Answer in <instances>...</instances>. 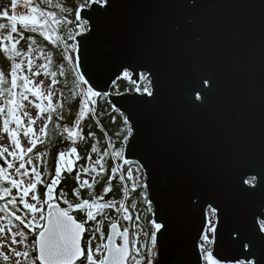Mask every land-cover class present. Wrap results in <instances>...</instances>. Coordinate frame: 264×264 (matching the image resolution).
Returning <instances> with one entry per match:
<instances>
[{"label": "water", "instance_id": "95a60500", "mask_svg": "<svg viewBox=\"0 0 264 264\" xmlns=\"http://www.w3.org/2000/svg\"><path fill=\"white\" fill-rule=\"evenodd\" d=\"M93 9H83L93 28L78 30L75 54L133 127L124 156L143 165L151 220L166 225L153 264H204L198 245L210 203L220 206L218 258L252 259L228 242L233 231L264 254V187L240 184L241 171L264 161V0H112L102 16ZM124 68L150 72L154 97L112 93ZM201 76L214 84L198 104L192 89Z\"/></svg>", "mask_w": 264, "mask_h": 264}, {"label": "snow or ice", "instance_id": "6c2138e0", "mask_svg": "<svg viewBox=\"0 0 264 264\" xmlns=\"http://www.w3.org/2000/svg\"><path fill=\"white\" fill-rule=\"evenodd\" d=\"M22 4L25 9L23 14H17L16 12L18 0H10V8L7 5L0 6V19L7 21V23H0V54L10 62V68L7 73H5L3 68H0V118H2L0 134L6 133L13 146L10 150L7 146L0 143V160H3V164H0V200L8 198L6 203L0 204V211L6 213V217H0V220L11 217L19 221L23 229H28L32 232L33 239L30 243L25 244L23 250H18L14 245L24 243L28 239L26 231L18 226L17 231L12 232L11 227H8L7 231L11 233V242L6 243L3 239L5 226L0 225V249L7 247L9 250L7 254L5 251L0 250V259L6 264H127L129 259H132L134 264H141L142 260L146 261V264H153L154 258L157 256V234L161 233L162 230H166L165 223L157 222L156 219L150 221L152 226L150 233L151 246L144 245L147 248L146 254L141 253L140 248L137 247L135 249L136 256L134 257L130 249L132 241L130 240L129 228L123 227L121 230L116 220L106 217L109 220L110 231L105 237L100 227L104 221L97 220V216L108 209L122 212L124 220L132 218L124 200L117 202L116 200L105 201L104 199L112 191V181L121 167L119 164L110 169L112 175L108 176L107 186L103 188L102 195L96 196L93 191L88 193L89 198H84L81 195V189H93L97 183V177H102L107 171L104 163V157L109 155L107 150L100 154V149L96 143L91 145L90 152L86 157H81L75 146L70 147L67 151L60 150L55 161L54 175L47 168L45 169L50 180L48 183H45L42 179L44 173H41L33 163V158L29 154L33 153L38 143H45L46 139L50 140L51 133L48 131V126L53 121L54 112L58 120L63 119L59 112L56 111L57 108H62L63 104L62 99L57 101L55 105L52 103L54 93L51 89L60 83L56 79L57 72L49 71L53 63L52 56L34 48L33 45L37 44L36 37L33 35L26 37L25 32L37 34L43 38V41H47L51 45L59 46L64 44V59L72 62V71L76 77L73 81V99L76 97L80 98L79 108L73 126L64 125L61 128L60 124L56 123L53 129L55 133L60 135L67 133L65 139L71 141L72 145H75L77 140H85L86 137L83 135L81 122L89 114L96 117L97 98L106 96L108 93L97 91L95 86L90 83L89 78H86V74L81 71L82 64L79 55L69 56L66 54L69 45L65 42L64 36L61 35V30L62 26L73 23L64 15V13L73 12V9L64 6L60 0H22ZM41 5H47L48 7L45 8ZM93 6H99V8L93 9ZM111 6L112 0H83V3L78 4L74 10L76 27L80 30L78 34L83 35L85 32H90L93 28V25L89 23L91 17L88 19L82 18L83 9H93V11L98 12L102 16ZM192 6L195 7V4ZM49 9H58L59 12ZM5 29H7L6 34L3 31ZM66 35L68 39L75 40L71 29H67ZM22 41H25L26 48L21 45ZM79 48V43L71 45V49L74 52H79ZM37 51H40L45 63L36 65V70L33 71V55ZM41 70H43V75L46 77L49 75L52 77L47 94L42 91L43 81L37 84L34 79L41 75ZM134 72L139 80L144 82L142 85L137 84V81L133 79ZM59 75H65L63 67L59 69ZM150 76V72H136L134 68H124L121 73L122 79L131 80L136 85L135 91L137 93L147 97H154V81ZM213 84L214 81L210 78L201 76L199 84L192 89V101L203 104L207 99V92L212 88ZM81 85H86L87 87L80 91H75L76 89H81ZM29 95L35 97V100H30ZM60 95L63 98V93ZM45 99L48 101L47 107L42 102H36L37 100L43 101ZM25 102L32 104L39 110L37 119L43 113H47L44 126L39 129L41 136L35 135L33 129L35 119L30 117L29 113L24 110L26 108ZM22 110H24L23 117H28L26 127L20 114ZM114 110L119 111V109ZM120 115L123 117V124L126 126V129H122V131L126 130L127 134L123 136L124 143L121 148L111 153V155L122 159L124 164H131L132 161L125 158L124 152L127 147V141L133 135V127L128 116L124 115L123 112ZM112 119L115 122V118L113 117ZM12 124L15 127H10ZM96 124L98 127H103L99 123L98 118H96ZM22 128L23 135L29 138V144L31 145L26 149L22 147L19 139V133ZM88 136L95 137V133L89 132ZM105 136L107 138V133H105ZM92 153L97 154L95 161L92 160ZM44 155H47V153H35L37 160H40ZM8 157H12V160H9ZM26 157H28L27 160L25 159ZM81 159H86L89 162L87 165L81 166V172L93 173L92 181L84 180L81 183L80 172H77L75 179L78 187H74L71 190L72 199H69V194L63 190L56 194L55 190L61 182L62 174L65 172L72 173L75 168V161ZM17 160L19 161L18 167L14 163ZM26 164L31 165V168H26ZM140 167H143V165H140ZM12 169H14L15 176L10 172ZM137 171H139V168ZM127 177L129 180L133 178L131 169H128ZM245 177L247 178L245 179ZM123 179L124 176L121 175L120 180ZM240 184L241 186H248L247 189H244L246 191H254L258 187H264V161H261L258 167L249 165L241 171ZM38 185H44L45 187L43 198L37 191ZM139 187L146 188L147 184L133 183L132 190L135 191ZM13 190H15V194H13ZM123 191L125 195H128L127 189ZM30 193L31 200L34 203L29 202L27 199ZM144 195L146 198L147 194L145 193ZM57 201H62L65 206L62 207L61 203ZM152 203L151 200H147L149 212L154 211ZM18 204L23 206L22 210H26L23 216L17 215L16 211L9 209V205L16 209ZM117 204L119 205L118 207ZM132 207H135V204ZM208 208L210 215L207 219V226L200 237L201 242L198 245L205 264H264V254L257 256L254 250V242L249 240L245 243L240 240L238 231H233L230 234L228 242L233 244L240 243L242 248L248 250L246 256L252 257V259L218 258L214 254L215 248L225 243L218 228L220 206L219 204L210 203ZM74 213H83L84 215L78 219ZM136 219H139V217L137 216ZM94 220L97 221V226L94 229L86 227L89 221ZM11 223L12 220L9 219V225ZM260 230L264 231V223H261ZM85 233H89L86 247L84 241ZM97 233L100 235V241L93 248ZM17 237L21 239L17 240ZM117 237L120 238L121 242H117ZM259 240L264 242V236H260Z\"/></svg>", "mask_w": 264, "mask_h": 264}, {"label": "trees", "instance_id": "16d2710c", "mask_svg": "<svg viewBox=\"0 0 264 264\" xmlns=\"http://www.w3.org/2000/svg\"><path fill=\"white\" fill-rule=\"evenodd\" d=\"M21 0H18V2ZM62 4L66 6L67 8L73 9V12L64 13V15L67 16L68 20L73 21V23L67 24L66 26H62L61 35L64 36V40L69 45L66 54L69 56H76V52H74L71 49V45L75 43L74 40H70L67 38L66 31L67 29L72 30V35H75V33L78 31V28L76 27V21H75V15L74 10L78 4L83 3V0H61ZM7 5L10 8V0H0V6ZM43 7L47 8V5H42ZM53 11L59 12L58 9H49ZM0 23H7L6 20L0 19ZM33 35L37 39V47L43 51L46 55H51L53 58V63L50 67L51 71L57 72L56 79L60 81L59 84H57L60 89L61 93H63V107L57 108V112H59L60 116L63 117V119H57L56 113H53V121L48 126V131L51 133L50 140L46 139L45 143H38L36 148L33 150V153H30L29 155L35 156L36 152L40 153H47V155H44L41 157V173H44L42 176V179L45 181V183L50 182L49 177L47 173L45 172V169L47 168L48 171H50L54 175V168H55V161L57 158V153L60 150L67 151L70 147L75 146L77 147L78 153L81 157H86L87 154L90 152L91 145L93 143L97 144V147L100 149V154H103L104 150H107L109 155L104 157V163L107 171L105 174H103L102 177H97V183L95 184L93 189H87L83 188L81 189V195L84 198H89L88 193L90 191H93L96 196H100L103 194V188L107 186L108 176L112 175L110 172V169L115 165V162H117L121 167V171L117 172L114 176V179L112 181V191L108 193L104 199L107 200H116L119 202L120 200H124L125 205L129 208V212L131 215V219L127 222V227L133 232V238L132 245L140 248L141 253L146 254V247L144 245L147 243L148 239L150 238V230L152 229L151 226V212L148 211V205L145 206L143 202H140V210H142V225L141 226H135L134 222L136 220V217L138 216L137 212V202L138 199H140L142 196L145 197L144 193V187H139L136 189V197L133 199V195L131 194V189L133 183H136L133 179L129 180L127 177V171L129 169V164H124L122 159L114 158L111 153L118 151L123 141V136L127 134L126 130L122 131V129H126V126L123 124V117L120 115L118 111H115L114 108L111 106V104L108 102L107 96H101L97 98V105H96V117H93L91 114H89L84 121L81 122V128L83 129V135L86 137L85 140L80 141L77 140V143L75 145H72L71 141L65 139V136L57 134L53 131L54 126L56 123H59L60 126L68 125L69 127L73 126V122L75 120L76 113L78 112L79 108V97H76L73 99V81L76 79L75 73L72 71V62L69 60L64 59L65 54V47L64 44H60L59 46L51 45L47 41H43L42 37H39L37 34L28 33L25 32V36ZM21 45L23 48H26L25 41L21 42ZM40 52V51H39ZM43 61L45 63V60L43 58ZM63 67L65 71L64 76L59 75V69ZM0 68H3L5 70V73L8 72L10 68V62L3 57L2 54H0ZM144 82L140 81L138 84L142 85ZM136 85L133 84L130 80L122 79L121 77L114 82V84L111 86V92L120 94L126 91H134ZM82 89H76L75 91H80ZM37 103H43L45 107L47 105L43 101H36ZM56 104V103H55ZM53 104V105H55ZM46 113V112H45ZM47 117L44 118V120ZM115 118V122H113L112 118ZM96 118L99 119V123L103 126L98 127L96 124ZM44 126V121L42 123V126ZM11 127V125H10ZM34 132L36 136H41L40 133H38L34 126H33ZM93 132L95 133V137H89L88 133ZM105 133H107V138L105 136ZM119 133V135H117ZM31 146V145H30ZM29 146V147H30ZM95 155V159L97 158L96 153H92L91 155ZM26 160L28 157L25 158ZM43 161V162H42ZM89 162L86 159H81L78 161H75V168L72 173H63L61 182L57 186L55 193L58 194L59 191L63 190L65 193L69 194L68 198L72 199L71 196V190L74 187H78L77 181L75 179L76 173L81 172V166L87 165ZM0 164H3V160H0ZM6 166V165H5ZM92 176L93 173H89ZM123 175L124 179L120 180V176ZM143 175L140 173V178L138 179V182L140 185H143ZM80 182L83 181L80 179ZM124 189L128 190V195L124 194ZM37 191L39 194H41V198H43V192L45 191L44 185H38ZM13 194H15V190H13ZM8 198L5 200H0V203L6 202ZM61 203V206L63 205L62 201H57ZM135 202V207H132V205ZM119 205H117L118 207ZM20 209H23V206L20 205ZM112 209L105 210L109 211ZM26 211V210H24ZM74 215H77L78 219L83 217V213H74ZM107 222L109 223V220L107 219ZM144 230L141 235L142 238L140 242L137 240V234L138 231ZM88 238V234L85 238V247H86V240ZM33 239V238H32ZM32 239H29L31 242ZM137 243V244H136ZM133 254L136 256V252L134 250ZM2 264V263H0Z\"/></svg>", "mask_w": 264, "mask_h": 264}, {"label": "rangeland", "instance_id": "374dc122", "mask_svg": "<svg viewBox=\"0 0 264 264\" xmlns=\"http://www.w3.org/2000/svg\"><path fill=\"white\" fill-rule=\"evenodd\" d=\"M41 6H42V5H41ZM16 12H17V14H23V13L25 12V9H24L23 4H22V0L18 2V6H17V9H16ZM3 31H4V34H6L7 29H5V30H3ZM33 47L39 49V48L37 47V45H33ZM33 59H34L33 71H35V70H36V65L42 64V63H44V61H43V56L40 55V52H39V51H37V52L34 53V55H33ZM49 71L51 72V70H49ZM26 72H27V68H26V58H25V73H26ZM34 79H35V82H36L37 84H39L40 81H43L42 91H43L45 94H47V92H48V90H49V85L51 84L52 77H51L50 75L46 77L45 75H43V70H41V75L35 77ZM81 89H83V86H82V85H81ZM51 91L54 93V95H53V97H52V103H53V104L57 103V101H59V100H61V99H62V101H63V98H61V95H60V94H61V89H60V87H59L58 85H56L55 87H53V88L51 89ZM63 97H64V95H63ZM29 99H30V100H35V97H32L31 95H29ZM44 103L47 105V104H48V101L45 99V100H44ZM25 104H26V108H25L24 110H26V111L29 113V116H30V117H32L33 119H35V123L33 124V126H34L35 130H36L38 133H40V132H39V129H40L41 126H42V123H43V121H44V118H45V116H46V113H43V114L41 115V117L37 119V118H36V117H37V112H38L39 110L36 109L32 104H28L27 102H25ZM24 110H22L20 114H21V116H22V118H23V124H24V126L26 127L27 124H28V117H23V111H24ZM11 127H15V125L12 124ZM62 127H63V126H62ZM62 127H61V128H62ZM0 128H2V118H0ZM63 136H67V133H64ZM0 137H2V138H0V143H2L3 145L7 146V147L11 150L13 146L11 145L10 140H9L7 134H6V133H2V134H0ZM19 139H20V141H21V145H22V147H24L25 149L28 148V147L30 146V144H29V138H27V137H25V136L23 135V128L20 130V133H19ZM5 155H7V154H5ZM32 158H33V163L38 167V170L40 171V170H41V159H40V160H37L35 156H32ZM114 158L116 159V157H114ZM8 159H9V160H12V157H8ZM92 160L95 161V155H94V154L92 155ZM14 163H15V166H16V167L19 166V161H18V160L15 161ZM117 164H118V163L115 162V165H117ZM115 165H114V166H115ZM26 168H29V169H30V168H31V165L26 164ZM138 168H139V171H137ZM129 169H131L132 172H133V178H132V179L137 183V182H138V179L140 178V173H142V171H141L139 165L136 164V163H134V162H132L131 164H129ZM119 171H121V168L119 169ZM119 171H118V172H119ZM10 172L13 174V176H15L14 169L10 170ZM30 174H31V173H30ZM142 175H143V173H142ZM92 177H93V176H92L91 174H89V173H83V172H82V173L80 174V179H81L82 181H84V180H88L89 182H91V181H92ZM16 178H19V177H16ZM143 178H144V176H143ZM137 189H138V188H137ZM144 193H146L145 190H144ZM131 194L133 195V199H134V198L137 196V195H136V190L133 191V190L131 189ZM27 199L29 200V202L34 203V201L31 200V193L29 194V197H27ZM6 202H7V201H6ZM6 202L0 203V204H4V203H6ZM140 202H143L144 204H145V202H146V204H147V196H146V198L142 196L140 199H138V202H137V204H136V206H137V212H138V217H139V219H136L135 222H134V224H135L136 226H141V225H142V220H141V217H142V210H140V208H141V207H140ZM134 204H135V202H134ZM146 204H145V206L148 205V204H147V205H146ZM117 205H118V204H117ZM135 208H136V207H135ZM147 208H148V207H147ZM9 209H10V210H13V211H16V214H17V215H21V216H23V215L25 214V213H24L23 211H21V210L13 209L11 205H9ZM129 213H130V212H129ZM120 216H121V220H122V222L124 223V225H126V224H125V220L123 219V213H122V212H120ZM0 217H6V213L3 212V211H0ZM9 219L12 220L11 225H9ZM0 225L5 226V232L3 233V239H4V241H5L6 243H10V242H11V233H9V232L7 231V228H8V227H11L12 232L17 231L18 226H19L21 229H23V226L19 224V221H16V220H14V219L11 218V217H7V218H5V219L0 220ZM23 230H24V229H23ZM24 231H25V230H24ZM26 233H27V232H26ZM141 233H142V231H140V232L137 234V240H138V242H140V240H141V238H142ZM16 239H17V240H20L21 238H20V237H17ZM99 241H100V238H96V240L93 242V248H95L96 243L99 242ZM25 244H27V243L24 242V243L16 244V245H14V247H16L18 250H23L24 247H25ZM136 244H137V243H136ZM136 248H137V247L134 246V250H135ZM0 250L5 251L6 254H7L8 251H9L7 247H5V248H3V249H0ZM97 258H98V257H97ZM0 263H2V264H6V262H4L2 259H0Z\"/></svg>", "mask_w": 264, "mask_h": 264}, {"label": "flooded vegetation", "instance_id": "af4514ba", "mask_svg": "<svg viewBox=\"0 0 264 264\" xmlns=\"http://www.w3.org/2000/svg\"><path fill=\"white\" fill-rule=\"evenodd\" d=\"M60 2L62 3V1L60 0ZM247 178V177H246ZM245 178V179H246ZM18 210H21L25 213L24 210L20 209V205L18 204L17 205V208ZM219 213V212H218ZM261 213H262V217H257V224H258V227H259V231L261 232V234L264 235V231H261L260 230V226H261V223H264V207L261 209ZM210 215L209 213V208L207 207L206 209V225H205V228L207 226V219H208V216ZM235 215L236 217H239L241 214L236 211L235 212ZM106 217L108 218H111V219H114L117 221V223L121 226V229H122V225H121V219H120V213L117 212L115 209H112V210H109V211H106V213H103V214H100L97 216V220H103L104 222L100 225L101 229L103 230L104 234H105V237L107 236L108 232H109V223L107 222V219ZM97 226V221H89L86 225V227L88 228H91V229H94L95 227ZM136 226V225H135ZM26 232H27V236H28V239L25 241L26 243H30L29 239H32L33 238V234L30 230L28 229H24ZM140 231H144V230H140L138 231V233ZM129 233H130V239L133 238V232H131V230H129ZM89 235V233H85L84 235V241H85V238H86V235ZM96 238H100V235L99 233L96 234Z\"/></svg>", "mask_w": 264, "mask_h": 264}, {"label": "built area", "instance_id": "2783aa9c", "mask_svg": "<svg viewBox=\"0 0 264 264\" xmlns=\"http://www.w3.org/2000/svg\"><path fill=\"white\" fill-rule=\"evenodd\" d=\"M147 245L150 247L151 246V242L149 241ZM156 251H157V256L155 257V259L158 257V248H156ZM128 264H134V261L132 259H129L128 260ZM141 264H146V261H141Z\"/></svg>", "mask_w": 264, "mask_h": 264}, {"label": "bare ground", "instance_id": "6f19581e", "mask_svg": "<svg viewBox=\"0 0 264 264\" xmlns=\"http://www.w3.org/2000/svg\"><path fill=\"white\" fill-rule=\"evenodd\" d=\"M157 248V247H156Z\"/></svg>", "mask_w": 264, "mask_h": 264}]
</instances>
